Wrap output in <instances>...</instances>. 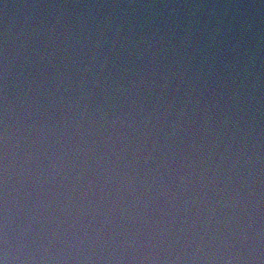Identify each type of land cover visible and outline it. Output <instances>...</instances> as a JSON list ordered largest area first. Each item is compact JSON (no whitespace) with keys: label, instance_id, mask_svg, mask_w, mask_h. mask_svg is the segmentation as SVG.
Instances as JSON below:
<instances>
[{"label":"clouds","instance_id":"1","mask_svg":"<svg viewBox=\"0 0 264 264\" xmlns=\"http://www.w3.org/2000/svg\"><path fill=\"white\" fill-rule=\"evenodd\" d=\"M0 264H264V0H0Z\"/></svg>","mask_w":264,"mask_h":264}]
</instances>
